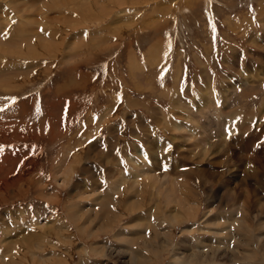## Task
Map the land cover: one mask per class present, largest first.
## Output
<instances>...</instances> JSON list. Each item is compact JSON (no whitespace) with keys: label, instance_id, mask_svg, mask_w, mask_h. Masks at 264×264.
Returning a JSON list of instances; mask_svg holds the SVG:
<instances>
[{"label":"rangeland","instance_id":"1","mask_svg":"<svg viewBox=\"0 0 264 264\" xmlns=\"http://www.w3.org/2000/svg\"><path fill=\"white\" fill-rule=\"evenodd\" d=\"M263 20L264 0H0V264H205L184 255L224 239L212 218L256 201L226 170L264 153ZM185 172L197 214L166 237ZM262 210L207 264H264L242 255Z\"/></svg>","mask_w":264,"mask_h":264},{"label":"bare ground","instance_id":"2","mask_svg":"<svg viewBox=\"0 0 264 264\" xmlns=\"http://www.w3.org/2000/svg\"><path fill=\"white\" fill-rule=\"evenodd\" d=\"M60 2V1H59ZM123 4V3H122ZM57 6V5H56ZM60 8V7H59ZM12 11V10H11ZM264 21V20H263ZM262 23H264V22H262ZM249 29H247V31H248ZM242 33V32H241ZM240 33V34H241ZM244 34V33H243ZM245 34H246V31H245ZM249 33H247V35H248ZM237 35V34H236ZM238 35H239V33H238ZM16 37V36H15ZM257 39V38H256ZM245 40V39H244ZM249 40H251V39H249ZM40 42H41V39H40ZM253 43V42H252ZM39 44V43H38ZM249 44V43H248ZM35 46V45H34ZM47 46V45H46ZM52 46V45H51ZM1 48V47H0ZM52 48V47H51ZM50 48V49H51ZM56 49V48H55ZM48 50V49H47ZM233 50V49H232ZM231 50V51H232ZM16 51V50H15ZM263 51V50H262ZM149 53H150V56L152 57V56H156V55H153V52H152V49L149 51ZM235 53V52H234ZM253 53V52H252ZM162 53H160V55H161ZM40 55V54H39ZM135 57V56H134ZM136 61V60H135ZM249 61V60H248ZM249 63V62H248ZM246 65V64H245ZM247 67H249V66H247ZM251 71H252V69H251ZM255 71V70H254ZM204 72V71H203ZM244 72V71H243ZM246 73H247V71H245ZM245 73V74H246ZM250 74V73H249ZM251 74H253V73H251ZM258 74V73H257ZM255 76V75H254ZM250 77H251V75H250ZM252 78V77H251ZM253 80V79H252ZM29 82V81H28ZM252 85V84H251ZM171 101V100H170ZM250 116V115H249ZM166 118V120L168 121V118L167 117H165ZM171 125V124H170ZM173 126H174V128H172V130L173 131H176L175 130V126H176V124H172ZM170 127V126H169ZM177 128L178 129H180V130H183V128L181 129L178 125H177ZM188 129H189V127H188ZM170 130V129H169ZM189 131V130H188ZM231 131V130H230ZM233 131V130H232ZM231 131V133H233ZM172 132V131H171ZM173 134V133H172ZM200 134V133H199ZM198 134V135H199ZM218 136V135H217ZM200 138H202V137H200ZM229 139V138H228ZM243 139H241L240 141H242ZM200 141V140H199ZM239 141V140H238ZM239 141V142H240ZM201 142V141H200ZM226 142V141H225ZM237 142V141H236ZM238 143V142H237ZM236 143V144H237ZM227 144H228V142H227ZM232 144H233V142H232ZM235 144V143H234ZM220 145H216V146H211L210 148H209V150L208 151H210V149H217L218 147H219ZM221 147H223V146H221ZM221 147L219 148V149H221ZM201 148V147H200ZM230 148V147H229ZM203 149V148H202ZM224 151V150H223ZM207 152V151H206ZM211 152V151H210ZM252 152V151H251ZM88 154V153H87ZM204 154V153H203ZM235 155V154H234ZM233 155V156H234ZM83 156V155H82ZM244 156H246L247 157V159H249L250 158V155H246V154H241V156L239 157V158H237L236 159V157H235V159L237 160V161H233L234 163L233 164H235L236 162H238L237 163V167L236 168H234V169H227L226 171L229 173V175L231 176V177H233L234 178V180H235V182L237 183V184H243V183H247V182H249V183H252V181H256V184L258 185V187H256V188H254V189H252L251 190V192H252V196H253V198H254V200H256L255 202H257V204L255 203V202H253V199H251V201H249V198L247 199V198H243V195L241 196L242 197V201L239 203V205L237 206V208H232L231 209V211H229L228 212V214L227 215H225L224 217V220H223V217H219V215H217V216H215V218H212L213 217V215H211V213L213 212V211H217L221 206H226L227 204H228V199H225V197H226V193L224 192V190L222 189L221 190V192L220 193H213V194H210V196H212L211 197V199L213 200L212 201V205H211V209L209 210V213H208V217L209 218H212V220H214V219H216V220H214L215 222H216V224H218L219 225V222H220V220H222V221H225V224H227L228 226H224L225 228H223L221 231L222 232H226V236L224 237V239H221L219 236H221V234L220 235H216L217 236V241H210V244H208L206 247H205V249H206V251H202L200 248H202V247H198L196 244H195V246L193 247V245L191 246V248H193V250L195 251V250H198L199 249V251H197V253L199 252V254H201L202 256L200 257V256H198V254L196 255V258H193V256L196 254V252H192L193 254L192 255H190V257H188L187 255H184V258L187 260V262L188 263H194V261H196V263L197 262H199V261H201V262H203V263H205V264H207V263H209V262H214L215 261V259L216 260H219V258H221V260H224L225 259V255L226 254H228V255H232V257H236V249H235V251L233 250V251H230L231 249H230V242H235L236 243V248H238L239 246V244H241L242 243V245L244 246V247H250L251 246V243L249 242V241H247V237L251 240V241H253L254 239H256L257 240V238H256V236H258V235H252L251 233H250V230L252 229V223H251V220L253 219L252 217H251V215L254 213V212H256V214H255V217H254V219L257 217V218H260L261 219V217H262V215H261V213H263L262 211V209H264V207H262V209L261 208H259V204H260V202H261V205L263 204L264 205V174L263 175H259L258 174V169L259 168H261V169H264V153H262L261 151H259V153H258V156H256V157H252V161H250L249 162V166H248V164H244L243 162H242V160H243V157ZM203 158V157H202ZM201 158V159H202ZM144 159H146L147 160V157H144ZM233 159V158H232ZM74 160H77L78 161V159H74ZM227 160V159H226ZM225 160V161H226ZM234 160V159H233ZM229 161H230V159H229ZM74 162H76V161H74ZM134 163H136V161H133ZM73 163V162H72ZM72 163H71V165H72ZM79 163V162H78ZM77 163V164H78ZM253 163V166L251 167V164ZM232 164V165H233ZM242 166H245V167H247V169L246 170H242L243 169V167ZM71 167H73V166H71ZM182 166H180V164L179 165H175V170H179V168H181ZM74 168V167H73ZM77 168V167H76ZM70 169V168H69ZM72 171L74 170V169H71ZM70 172V171H69ZM246 172L250 175V176H252L253 178H250V177H247V175L248 174H246ZM137 173L138 172H136V174H134V176H136L135 178L136 179H138L139 177L137 176ZM217 173H219V174H223V173H225L224 171H220V172H217ZM69 174V173H68ZM70 174H72V173H70ZM144 174H149V173H144ZM186 174H187V172H185L183 175H181V177H186L187 179V182H186V184H185V186H186V188L184 189V191L186 192V193H184V195L186 194V196H185V203H184V201H183V203H182V206L184 207L183 209H186L184 212H182V209H179L178 208V211L180 210V213L179 214H177V215H175L173 212L174 211H171V213L172 214H170L169 216H168V219H164V220H167L168 222H169V224H172V227L171 228H168V230L166 231V233L164 234L166 237H168L169 235H171V234H173V232H174V229H175V226L173 225V223L174 222H177V221H188V220H192L193 219V217H195V214H197V213H195V212H193L194 210L192 209L193 207H191L192 205H191V200H193L192 198H193V196H192V194L193 195H196V193L191 189V187H193V185L191 184V181H190V179H189V177L188 176H186ZM242 174H244V175H242ZM190 175V174H189ZM145 176V175H144ZM147 176V175H146ZM165 176H168V175H165ZM170 177L172 176V175H169ZM179 176V175H178ZM215 176H217V174H214L213 175V177H215ZM68 177V176H67ZM147 178H149V176L147 177ZM194 178V177H193ZM147 180V179H146ZM185 180V181H186ZM137 180H134V182H133V184L136 182ZM147 181H149V185L150 184H152L153 182L152 181H154V182H156L155 180H147ZM176 181H177V179H175V183H176ZM195 181H197V180H195ZM194 181V182H195ZM223 181V179H220V183ZM124 182V179L122 180V183ZM152 182V183H151ZM193 182V183H194ZM121 183V184H122ZM183 183H184V179H183ZM113 185V184H112ZM148 185V186H149ZM116 186V185H115ZM119 186H120V184H119ZM153 186V185H152ZM117 187V186H116ZM115 187V188H116ZM173 187V186H172ZM223 188L227 191V186L226 185H223ZM162 189H165V188H162ZM187 190V191H186ZM162 192V191H161ZM182 193H183V191H182ZM156 194V193H155ZM169 194H170V192H169ZM233 195L235 194V197L233 196V195H231L230 196V200L231 201H233L235 198H236V194H237V192H233L232 193ZM171 195L174 197V200L172 201V200H169L168 201V207L169 206H172L174 203H176L177 204V199L178 198H180L181 197V194L180 193H177L176 191L175 192H171ZM167 200H168V198H167ZM216 204V205H215ZM253 205V207H251L250 205ZM178 205H181V203H178ZM181 206V207H182ZM234 206H236V205H234ZM175 207V206H174ZM174 207L172 208L173 210H174ZM178 207V206H177ZM238 207H239V209H238ZM212 208H213V210H212ZM217 208V209H216ZM167 209V208H166ZM171 209V210H172ZM262 211H261V210ZM158 210V209H157ZM198 211V210H197ZM199 212V211H198ZM260 215H261V217H260ZM159 218H160V216H159ZM207 218V217H206ZM161 220H162V216H161V218H160ZM221 221V222H222ZM230 221L231 222H233V223H231L230 224ZM260 221V220H259ZM223 223V222H222ZM234 225L233 227H232V229L230 230V225ZM218 227V226H217ZM262 227H264V224L262 225ZM220 229V228H219ZM185 231L187 232V233H193L194 232V230H192L191 228H187V229H185ZM208 231V230H207ZM221 231H218V232H221ZM263 231V230H262ZM202 232V231H201ZM204 232V231H203ZM161 233H163V231L161 232ZM244 234V236H243V240L241 239V238H238V235H240V234ZM189 234V235H190ZM205 234H207V233H205ZM151 236H152V234H151ZM214 237V236H213ZM258 240L260 241V238H258ZM259 241H257V242H259ZM198 242V241H197ZM204 241L203 240H201V243H203ZM137 243V242H136ZM200 243V244H201ZM215 244V246L214 245H212V244ZM260 243V242H259ZM256 244V243H255ZM258 244V243H257ZM261 244H263L264 245V243H261ZM156 245V244H155ZM261 246V247H259V251H255V252H253V251H251L250 250V252H248V250L247 251H245L244 253H242V255L244 256L243 258H244V260H250V259H252V261H254V260H256V258L259 256V255H263L264 256V246ZM145 247H146V245H144ZM184 246V245H183ZM190 247V246H189ZM158 248V247H157ZM196 248V249H195ZM224 248L225 249H228V251L227 250H224ZM235 248V247H234ZM251 248V247H250ZM249 248V249H250ZM186 249V248H185ZM240 249V248H239ZM183 250V249H182ZM204 250V249H203ZM178 251V250H177ZM217 252H220V254H218L219 256L216 258H214V260L212 261H209V257H211L212 255L213 256H217L216 255V253ZM209 254H212L211 256L209 255ZM3 256V255H2ZM212 256V257H213ZM142 257V258H141ZM141 262L144 264V263H146V262H144L143 260H144V258L146 257H143V255H141ZM212 257H211V259H212ZM231 257V258H232ZM36 259V258H35ZM150 258H148V260H149ZM205 259V260H204ZM50 260V259H49ZM151 260V259H150ZM258 262V261H257ZM260 262V261H259ZM263 263V262H262ZM252 264V263H251Z\"/></svg>","mask_w":264,"mask_h":264}]
</instances>
